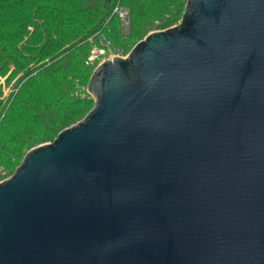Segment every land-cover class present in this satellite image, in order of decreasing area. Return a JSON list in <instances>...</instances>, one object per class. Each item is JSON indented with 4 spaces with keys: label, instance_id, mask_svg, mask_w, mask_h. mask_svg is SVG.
I'll use <instances>...</instances> for the list:
<instances>
[{
    "label": "water",
    "instance_id": "water-1",
    "mask_svg": "<svg viewBox=\"0 0 264 264\" xmlns=\"http://www.w3.org/2000/svg\"><path fill=\"white\" fill-rule=\"evenodd\" d=\"M183 8L0 182V264H264V0Z\"/></svg>",
    "mask_w": 264,
    "mask_h": 264
},
{
    "label": "trees",
    "instance_id": "trees-1",
    "mask_svg": "<svg viewBox=\"0 0 264 264\" xmlns=\"http://www.w3.org/2000/svg\"><path fill=\"white\" fill-rule=\"evenodd\" d=\"M116 2L134 33L153 7L176 14L185 0H0V77L12 82L7 96L0 88V165L91 108L87 57L97 32L117 46L123 38Z\"/></svg>",
    "mask_w": 264,
    "mask_h": 264
},
{
    "label": "rangeland",
    "instance_id": "rangeland-1",
    "mask_svg": "<svg viewBox=\"0 0 264 264\" xmlns=\"http://www.w3.org/2000/svg\"><path fill=\"white\" fill-rule=\"evenodd\" d=\"M185 2H186V0H185ZM185 2H184V5H185ZM115 5H120V6L124 7L119 2H116ZM184 5H183V7H184ZM183 7L176 14H169L168 12H165L163 15H156V13H155L156 8L153 7V10L148 12V14L145 13V14L141 15L140 17H138L139 28L141 27V29L135 30L134 33L132 31L131 24H129L130 23L129 13H128L127 23H124L121 19L118 18L120 20V25H119V22L117 20H115L117 22V26L118 27L120 26V30H121L120 33L123 35V38L120 41H117V44L120 47L123 56H125L130 51V49L133 47V45L136 42H138L139 40L144 38V36L146 34L150 33L151 31L165 29V28H168L170 26L177 24L180 21L182 12L184 10ZM93 69H92V71H93ZM91 73L92 72H90V75H91ZM5 78H6V76L0 77V88L2 90L3 96H7L9 94V92L11 91V84H12V82L9 84H6ZM88 110H90V109H88ZM87 111L82 112L81 114L78 115V117H76V118L70 120L69 122H67L66 124L62 125L60 127V129H62V127L68 126V125L74 123L75 121L79 120L80 118H82L87 113ZM60 129L58 128L57 130L59 131ZM58 131L49 138L47 137V138H44L43 140H39V141H36L35 143H32L29 146V148L34 146V145L43 143V142L52 141L53 138L58 133ZM29 148L21 149L20 153L18 155L13 156L11 159L12 162L9 166L0 165L4 168L3 172L5 173V177L7 176V178H8L11 175V173H13L16 166L21 162V159L24 155L23 153H25Z\"/></svg>",
    "mask_w": 264,
    "mask_h": 264
},
{
    "label": "built area",
    "instance_id": "built-area-1",
    "mask_svg": "<svg viewBox=\"0 0 264 264\" xmlns=\"http://www.w3.org/2000/svg\"><path fill=\"white\" fill-rule=\"evenodd\" d=\"M114 13L117 14L118 18L121 19L124 23L128 21V11L126 8L115 5ZM92 40V37L89 38ZM97 40L98 44L94 45L90 53L87 57L88 64H94L96 67L100 62L104 61L105 59H109L116 56H123L121 49L119 46L114 45L111 39L102 31L97 32ZM4 168L0 166V182L7 178L5 177V173L3 172Z\"/></svg>",
    "mask_w": 264,
    "mask_h": 264
}]
</instances>
